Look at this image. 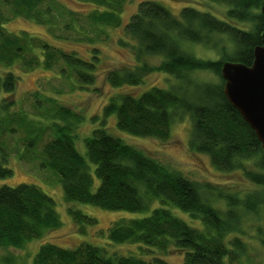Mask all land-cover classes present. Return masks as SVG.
I'll return each instance as SVG.
<instances>
[{"label":"trees","instance_id":"1","mask_svg":"<svg viewBox=\"0 0 264 264\" xmlns=\"http://www.w3.org/2000/svg\"><path fill=\"white\" fill-rule=\"evenodd\" d=\"M52 1L0 0V64L12 66L20 61L25 71H31L38 66L54 70L60 62L59 74L74 77L79 89L86 90L96 79L99 63L96 47L92 48L90 58L85 59L42 38L26 32L8 33L4 28L12 18L21 17L50 31L56 5ZM76 1L93 7L84 16L94 27L121 26L120 14L126 0ZM212 1L227 6L223 19L191 7L182 8L175 16L154 1L138 4L123 29L124 36L134 44L119 41L132 51L135 67L107 71L105 81L113 88L138 86L146 74L160 72L173 78L174 84L152 87L139 96L113 95L102 107V124L114 115L116 127L124 133L167 141L175 120L187 116L191 122L188 148L207 155L218 171L242 170L259 191L249 193L243 202L226 196L212 184L189 180L162 165L103 127L92 130L84 139L85 158L75 148L74 134L84 120L82 114L58 105L54 99L45 97L42 100L37 91L33 94L35 105L44 101L55 107L54 114L45 113L56 122L42 130L52 135L42 152L44 166L60 175L66 202L134 213L146 212L157 205L147 216L119 220L108 229V239L112 243L139 244L148 248L150 251L144 250L147 260L116 253L109 255L105 249L89 244L65 249L45 243L36 252L33 264H169L159 254L169 250L183 254V264H225V258L233 263L245 253L242 238L229 239V235L239 232L240 210L243 214L257 213L264 206L263 152L253 130L226 99L220 69L227 61L252 65L253 51L262 44L264 18L260 8L264 0ZM68 16L73 29L76 16L72 11H68ZM189 44L216 48L219 55L216 59L197 58L185 49ZM25 54H29L28 59L24 58ZM149 56L161 57V61L149 66L144 61ZM201 73L214 75L218 81L200 80L197 76ZM18 81V76L10 70L0 71V94H14ZM11 103L4 97L0 107L6 111ZM6 156L0 144L3 162ZM88 162L94 166L93 173L98 180L96 189H93L95 181ZM247 166L256 170H249ZM12 175V170L0 163V179ZM218 198L227 200L225 212L211 204ZM172 207L199 221L202 229L188 226L173 214ZM68 213L78 223L82 220L96 223L94 218L76 209L68 208ZM60 226L53 199L37 186L0 187V249H22L27 242L40 239ZM260 240L264 246V237ZM3 262L12 264L11 255L4 257Z\"/></svg>","mask_w":264,"mask_h":264},{"label":"rangeland","instance_id":"2","mask_svg":"<svg viewBox=\"0 0 264 264\" xmlns=\"http://www.w3.org/2000/svg\"><path fill=\"white\" fill-rule=\"evenodd\" d=\"M53 1L56 5L52 11L53 27L50 31L33 21L17 17L4 24L6 32L17 35L26 32L46 40L63 51H74L85 59L90 58L92 48L96 47L99 53V63L95 73L96 79L92 85L88 86V89L82 90L79 89L78 82L74 77L59 74V69L62 67L60 62L54 70H45L42 66H38L31 71H25L20 61H16L12 66L0 64V71L10 70L19 79L14 94H0V103L4 97H6L7 102H12L6 111L0 107V144L7 154L5 162L0 157V163L13 172L10 178L0 179V187L3 185L16 187L19 184L37 186L53 199L55 210L61 222L58 229L47 233L40 239L27 242L22 249H0V264H4L3 258L7 255H11L12 264H33L36 252L45 243L65 249H74L81 244H89L105 249L109 255L116 253L118 256H135L144 260L148 259L147 253L144 251L148 248L144 245L110 242L108 229L116 221L149 215L157 204L146 212L134 213L108 211L88 204L66 202L60 175L44 166L45 158L42 152V147L52 136L50 131L42 132V130L45 126L56 122L46 115L48 113L54 114L55 107L54 104L44 101L35 105L33 94L37 91L42 96V100L45 97L54 99L58 105L82 114L84 120L77 126L74 134L75 148L85 158L84 139L91 134L92 130L103 127L112 136L141 150L162 165L180 172L189 180L201 184H212L226 196L236 197L243 202L247 200L249 193L259 191L254 183L246 179L242 170L218 171L211 164L207 155L192 152L188 148L191 122L187 116L181 120H175L171 127V136L167 141L141 138L124 133L116 127L114 115L106 119L105 124H102V107L113 95L128 93L139 96L152 87L164 88L174 84L173 78L160 72L146 74L143 83L138 86L113 88L105 81L107 71L135 67L136 61L132 51L129 47L121 45L119 41L122 39L131 45L134 44L124 36L123 29L130 16L136 12L140 2H157L175 16H178L182 8L191 7L202 12H208L219 19L224 18L226 5L212 0H126L120 14L121 26L112 29L100 26L96 28L90 24L84 16L93 9L88 4L76 0ZM53 1L52 4L54 5ZM52 4L50 6H53ZM68 11L74 12L76 16L77 22L73 29H71ZM66 25H70V28H67ZM185 49L201 59H216L219 55L218 49L197 44H189ZM24 58L28 59L29 54H25ZM144 61L149 66H155L159 64L161 57L149 56L145 57ZM197 77L200 80L218 81L216 76L208 73H201ZM94 117L97 118L92 120ZM22 118L25 122H21ZM89 165L90 173L95 181L93 189H96L98 180L93 173L94 166L90 163ZM247 169L256 170L251 166H247ZM250 202L254 204L252 199ZM211 204L220 212H225L228 209L227 200L224 198L213 200ZM68 208L76 209L82 214L94 218L96 223L88 224L84 220L80 223L76 222L68 213ZM171 211L191 228L202 229L201 223L192 219L189 214L174 207L171 208ZM239 213L242 215L238 226L239 232L229 235V239L236 236L241 237L246 245V251L233 263L225 258V264H264V246L260 240V237H264V206H261L257 213L243 214L244 211L242 212V210ZM227 247L230 246L227 244ZM159 254L169 264H183V254H178L172 250Z\"/></svg>","mask_w":264,"mask_h":264},{"label":"water","instance_id":"3","mask_svg":"<svg viewBox=\"0 0 264 264\" xmlns=\"http://www.w3.org/2000/svg\"><path fill=\"white\" fill-rule=\"evenodd\" d=\"M260 12L264 18V2ZM251 66L223 62L220 69L223 93L261 143L264 162V33L262 44L253 51Z\"/></svg>","mask_w":264,"mask_h":264}]
</instances>
